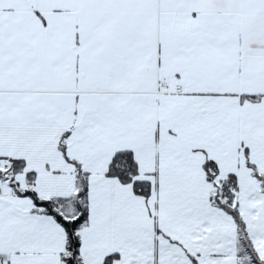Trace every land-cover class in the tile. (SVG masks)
Instances as JSON below:
<instances>
[{
	"label": "snow or ice",
	"instance_id": "6c2138e0",
	"mask_svg": "<svg viewBox=\"0 0 264 264\" xmlns=\"http://www.w3.org/2000/svg\"><path fill=\"white\" fill-rule=\"evenodd\" d=\"M0 264H264V0H0Z\"/></svg>",
	"mask_w": 264,
	"mask_h": 264
}]
</instances>
